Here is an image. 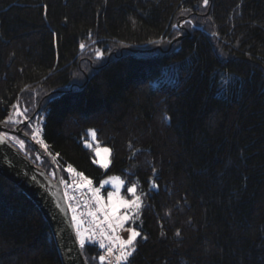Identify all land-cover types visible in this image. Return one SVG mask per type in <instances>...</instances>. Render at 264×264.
Here are the masks:
<instances>
[{
	"label": "trees",
	"instance_id": "trees-1",
	"mask_svg": "<svg viewBox=\"0 0 264 264\" xmlns=\"http://www.w3.org/2000/svg\"><path fill=\"white\" fill-rule=\"evenodd\" d=\"M15 110L0 124L33 138L40 122L50 152L97 187L137 185L128 264H264V0H0V122ZM104 251L86 239L88 264ZM0 264H63L39 206L1 175Z\"/></svg>",
	"mask_w": 264,
	"mask_h": 264
},
{
	"label": "snow or ice",
	"instance_id": "snow-or-ice-1",
	"mask_svg": "<svg viewBox=\"0 0 264 264\" xmlns=\"http://www.w3.org/2000/svg\"><path fill=\"white\" fill-rule=\"evenodd\" d=\"M209 0H203L204 5H207ZM81 49L85 47L84 44L80 45ZM98 55H103L102 53H98ZM15 107V106H14ZM17 115H24L22 112H17ZM29 119L28 117H25ZM13 119V116H8L7 120L0 123H16ZM91 137L93 140L96 138V132L94 130H89ZM39 135V130L34 133L33 138ZM9 139L7 134L0 135V143H5ZM10 139L15 140L20 148H24V141L19 140L16 137H11ZM43 144V140L39 141ZM91 147V145H88ZM45 149H47V145H44ZM97 157L100 156L101 149L97 148L96 150ZM102 151L110 153V149L104 148ZM59 155V154H57ZM100 163V166L105 170L108 169L110 165V161L97 160L94 161ZM69 171H75L68 167ZM77 176L81 178L79 183L73 181L75 187L78 190H82L87 188L90 193V199L84 201V205L87 208V216L90 217V221H88V227H83L85 221L77 216V207H79V201L77 202V207H72L73 217L72 219L75 221L77 235L79 237L80 247L83 249L86 244V239L88 242L96 243L98 242L99 247L105 249L106 255H101L99 259L103 262L107 260L109 257H113L117 264H127L128 258L133 255L136 251V241L138 237H141V232L137 230L136 227H132L131 225L125 228V224L129 221H132L134 224L136 220L139 219L140 210L143 206L142 196L137 194V185L132 184L127 188V192L131 193L134 197L129 200L120 195L121 188L124 186V181L118 176H112L108 179L102 180L100 182V187H93V181L88 177L84 176L83 173L77 172ZM113 185L115 191L107 192V203L105 202L104 197L100 194L101 188L104 185ZM153 187H158L153 181ZM70 200L76 199L75 196H70ZM95 205V208H92V205ZM121 208L126 209L123 213H121ZM81 216L84 213L80 214ZM120 231L127 232L129 235L127 238H124L119 234ZM164 235V233H161ZM176 235H180L179 232ZM99 238L98 240L96 238ZM142 239L146 240L147 237L143 236ZM107 241V243H106ZM111 264V261H109Z\"/></svg>",
	"mask_w": 264,
	"mask_h": 264
},
{
	"label": "water",
	"instance_id": "water-1",
	"mask_svg": "<svg viewBox=\"0 0 264 264\" xmlns=\"http://www.w3.org/2000/svg\"><path fill=\"white\" fill-rule=\"evenodd\" d=\"M28 121L23 124L28 125ZM11 133L31 142L37 152L54 169L55 178L35 165L9 139L0 143V175L23 190L39 206L46 217L56 241L63 264H88L79 244L76 224L68 203L60 169L38 142L18 126L10 130L0 124V135Z\"/></svg>",
	"mask_w": 264,
	"mask_h": 264
},
{
	"label": "rangeland",
	"instance_id": "rangeland-1",
	"mask_svg": "<svg viewBox=\"0 0 264 264\" xmlns=\"http://www.w3.org/2000/svg\"><path fill=\"white\" fill-rule=\"evenodd\" d=\"M93 52V57H95V59L96 60H99V59H101V58H104L105 57V54L102 52V50L101 49H98V50H96V49H94V50H92ZM98 53H102L103 55H98ZM17 112H20V110H15L14 111V113H13V119L14 120H16V116H17ZM29 118V117H28ZM28 120H30V118L28 119ZM40 122H38V121H36L34 124H33V127H34V131L36 132L37 130H39V135L38 136H36V138H37V140H38V142L40 141V140H42L41 139V135H40ZM89 130H94V129H89ZM88 130V139L84 142V145L86 146V147H88V148H93L94 149V153H95V161H97V160H103V161H110V165H109V167H108V169L110 168V166H111V151H110V153H108V152H104V151H102L104 148H108V149H110L108 146H104V145H101L100 143H99V141H98V138H97V133H96V138H95V140H93L92 139V137H91V134H90V131ZM95 131V130H94ZM96 132V131H95ZM11 137H15V136H10V138ZM17 138V137H16ZM15 143H17L15 140H13ZM44 142V141H43ZM40 143V142H39ZM46 143L44 142L43 144H41L40 143V145L45 149V147H44V145H45ZM91 145V147H89L88 145ZM97 148H99V149H101V153H100V156L99 157H97V155H96V149ZM49 154H51V156L53 157V159L57 162V164H59V165H61V167H63V165H62V163L57 159V157H55L51 152H50V150H49V148H48V146H47V149H45ZM111 150V149H110ZM97 165H99L100 166V163H97V162H95ZM104 169V168H103ZM107 169V170H108ZM105 170V169H104ZM52 175L53 176H55V173H52ZM112 176H118V177H120L119 175H109V176H107V177H105L103 180H105V179H108L109 177H112ZM121 178V177H120ZM122 179V178H121ZM123 180V179H122ZM124 181V180H123ZM125 182V181H124ZM98 187H100V185L98 186ZM108 191H115V188H114V186L113 185H111V184H109V185H104L102 188H101V192H100V194L104 197V199H105V202L107 203V192ZM120 195L122 196V197H124V198H126V199H129V200H131V199H133L134 197H132L131 198V196H132V194L131 193H129V192H127V186H126V182L124 183V186L121 188V191H120ZM143 201V200H142ZM121 213H123L124 211H126V209H123V208H121ZM77 216H79L78 214H77ZM80 217V216H79ZM81 218V217H80ZM82 219V218H81ZM83 227H86L85 225H83Z\"/></svg>",
	"mask_w": 264,
	"mask_h": 264
},
{
	"label": "built area",
	"instance_id": "built-area-1",
	"mask_svg": "<svg viewBox=\"0 0 264 264\" xmlns=\"http://www.w3.org/2000/svg\"><path fill=\"white\" fill-rule=\"evenodd\" d=\"M69 166H71V168L74 169L75 171H69L68 170ZM63 168H64V170L66 172V179H65V182H64V188H65V193H66V197H67L68 203H69V205L71 207V210H72V207H77V202L79 201V207H77V213L76 214H78L85 221L84 225L86 227H88V221H90L91 218L88 217L87 214H86L87 213V208L84 205V201L90 199V193H89L87 188H84L82 190H78L75 187L74 183H73V181H75L76 183H79L81 181V178L76 175V173L80 172V171H78L73 165L67 164V163H65V164L63 163ZM92 186L93 187H97L95 185L94 181H93V185ZM70 196H75L76 199L70 200L69 199ZM92 208L93 209L95 208L94 204L92 205ZM81 213H84V215L81 216L80 215ZM119 234L121 236H123L124 238H127L128 235H129L127 232H124V231H120ZM96 239L98 240L99 238L97 237ZM106 243H107V241H106ZM102 255H106V251H104V253ZM131 257L132 256H130L128 258V262H129ZM109 261H111V264H117V262L114 259V256L113 257H109L107 260H105L103 262L99 259V263L100 264H109ZM128 262H127V264H128ZM121 264H123V262H121Z\"/></svg>",
	"mask_w": 264,
	"mask_h": 264
}]
</instances>
